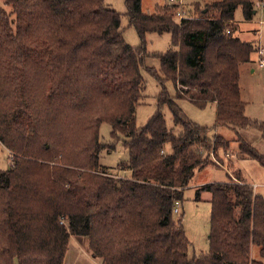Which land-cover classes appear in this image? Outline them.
<instances>
[{"label":"trees","instance_id":"16d2710c","mask_svg":"<svg viewBox=\"0 0 264 264\" xmlns=\"http://www.w3.org/2000/svg\"><path fill=\"white\" fill-rule=\"evenodd\" d=\"M194 1L179 19L178 3L145 13L142 0H125L138 47L105 0H0V141L17 159L0 169V264H64L72 235L88 237L103 264H264V198L241 169L196 191L197 201L211 194L209 252L190 257L183 219L174 217L196 172L230 148L229 139L193 123L178 99L199 108L215 102V128L235 129L239 158L264 167V154L240 134L255 128L264 137V119H251L241 96L240 67L252 61L254 45L240 38L235 20L239 7L251 20L256 3ZM148 32L170 33L171 47L150 53ZM152 54L161 71L147 65ZM143 69L162 90L155 113L138 126ZM104 122L110 143L101 139ZM119 139L129 156L112 173L101 153Z\"/></svg>","mask_w":264,"mask_h":264},{"label":"rangeland","instance_id":"374dc122","mask_svg":"<svg viewBox=\"0 0 264 264\" xmlns=\"http://www.w3.org/2000/svg\"><path fill=\"white\" fill-rule=\"evenodd\" d=\"M169 0H142V8L145 13H153L158 5L168 3ZM256 3V10L251 20H246L242 7L235 12V20L239 23L237 34L244 41L254 45L252 61L240 67V91L246 103V114L253 120L264 119V66L260 64V54L258 49L264 48V0H253ZM111 8L116 9L122 15V29L125 40L132 46L141 44L137 30L130 25L128 10L125 0H105ZM186 8L184 10H194L196 2L194 0H184ZM9 10V8H8ZM173 39L170 33L158 34L148 32L146 37L147 48L150 53H162L172 45ZM154 54L147 57V65L156 67L161 71L160 59ZM143 76L146 83L145 100L137 107L136 123L138 126L146 125L157 109V96L162 90L159 77H155L149 71L143 69ZM162 76V74H161ZM168 93L175 97L177 95L176 85L172 79L165 82ZM187 117L195 124L211 128L210 136L216 133L229 139L230 148L226 154L223 149L219 150L220 157L212 154L211 163L201 171H197L185 192V198L179 203V213H174L175 219L182 218L186 229V234L191 241L188 254L190 257L198 256L209 252V235L211 228L210 202L211 194L204 192L200 201L195 200L198 188L212 182H228V172L233 168L242 170L247 181L252 185L254 191L264 198V167L254 159H240L238 154L239 141L237 131L228 126L215 128L217 117V105L210 102L205 108L195 106L189 99L181 98L177 100ZM163 113L166 117L167 126L174 133L181 132L182 127L174 123L172 111L165 106ZM112 126L109 122L101 124V139L105 143L113 141L111 136ZM240 134L256 149L264 154V137L255 128L240 129ZM116 149L113 151H103L101 153V163L109 166V172L117 173L115 167L123 160L128 159V152L123 146L122 139L116 141ZM18 157V156H17ZM19 158V157H18ZM16 155L5 147L0 141V169H8L16 165ZM252 256L261 258L258 246L252 247ZM64 264H103L102 259L92 254L89 246V239L85 236L72 235L68 244Z\"/></svg>","mask_w":264,"mask_h":264},{"label":"built area","instance_id":"2783aa9c","mask_svg":"<svg viewBox=\"0 0 264 264\" xmlns=\"http://www.w3.org/2000/svg\"><path fill=\"white\" fill-rule=\"evenodd\" d=\"M169 2H174V3H178L180 8L179 11L177 12V16L179 17V19L182 18H188V16L183 12L182 8L185 6L184 0H169ZM259 54H260V64L262 66H264V48L260 47L258 50ZM180 209H179V202H176L175 207H174V212L175 213H179Z\"/></svg>","mask_w":264,"mask_h":264},{"label":"crops","instance_id":"0c3cea01","mask_svg":"<svg viewBox=\"0 0 264 264\" xmlns=\"http://www.w3.org/2000/svg\"><path fill=\"white\" fill-rule=\"evenodd\" d=\"M253 255V254H252Z\"/></svg>","mask_w":264,"mask_h":264}]
</instances>
